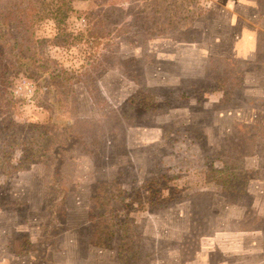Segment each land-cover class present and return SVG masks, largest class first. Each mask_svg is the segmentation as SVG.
Instances as JSON below:
<instances>
[{
  "label": "rangeland",
  "instance_id": "obj_1",
  "mask_svg": "<svg viewBox=\"0 0 264 264\" xmlns=\"http://www.w3.org/2000/svg\"><path fill=\"white\" fill-rule=\"evenodd\" d=\"M43 2L0 0V260L264 264V0Z\"/></svg>",
  "mask_w": 264,
  "mask_h": 264
},
{
  "label": "trees",
  "instance_id": "obj_2",
  "mask_svg": "<svg viewBox=\"0 0 264 264\" xmlns=\"http://www.w3.org/2000/svg\"><path fill=\"white\" fill-rule=\"evenodd\" d=\"M47 1H50V4L43 2L42 5H44L45 7L51 6V10L48 11L51 12L54 21L57 23L56 26L58 28V31H61L60 36L67 35V33H63V30L60 27L63 21L67 18L68 13L72 9L71 7L72 1H86V0H47Z\"/></svg>",
  "mask_w": 264,
  "mask_h": 264
},
{
  "label": "crops",
  "instance_id": "obj_3",
  "mask_svg": "<svg viewBox=\"0 0 264 264\" xmlns=\"http://www.w3.org/2000/svg\"><path fill=\"white\" fill-rule=\"evenodd\" d=\"M254 24H263V22L257 21ZM253 28L254 29L257 28L256 25H254ZM257 44H258V39H256L255 36H249L242 40L237 39V42H236L237 47L235 48L237 52V57L241 59H247L248 57H250L251 53L252 54L254 53V50L256 49ZM238 45H240L241 47H238ZM0 264H11V263H8L6 260L2 258V260H0Z\"/></svg>",
  "mask_w": 264,
  "mask_h": 264
}]
</instances>
